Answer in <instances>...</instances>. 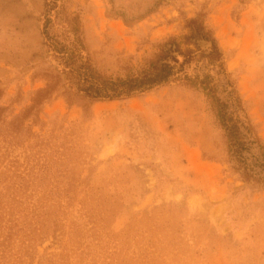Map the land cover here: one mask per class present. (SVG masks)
I'll use <instances>...</instances> for the list:
<instances>
[{"label": "rangeland", "instance_id": "374dc122", "mask_svg": "<svg viewBox=\"0 0 264 264\" xmlns=\"http://www.w3.org/2000/svg\"><path fill=\"white\" fill-rule=\"evenodd\" d=\"M197 16L264 140V0H0V264H264V185L209 158L222 154L203 93L33 101L66 82L48 17L116 78Z\"/></svg>", "mask_w": 264, "mask_h": 264}, {"label": "trees", "instance_id": "16d2710c", "mask_svg": "<svg viewBox=\"0 0 264 264\" xmlns=\"http://www.w3.org/2000/svg\"><path fill=\"white\" fill-rule=\"evenodd\" d=\"M51 24L48 17L44 33L48 46L64 65L66 82L62 87L49 84L41 89L34 103L51 98L63 88L61 93L70 105L78 103L84 108L87 102L127 99L161 86L184 83L204 94L207 111L219 132L222 155L209 158L227 163L229 171L244 182L264 185V140L248 117L225 66L223 52L203 18L187 19L185 32L165 38L136 72L116 78L83 60L79 39L68 46L51 36ZM203 155L206 157V152ZM27 240L31 243L33 239Z\"/></svg>", "mask_w": 264, "mask_h": 264}]
</instances>
